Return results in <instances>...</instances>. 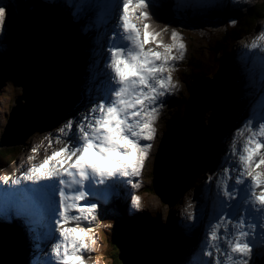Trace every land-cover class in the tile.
<instances>
[{
  "label": "snow or ice",
  "instance_id": "snow-or-ice-1",
  "mask_svg": "<svg viewBox=\"0 0 264 264\" xmlns=\"http://www.w3.org/2000/svg\"><path fill=\"white\" fill-rule=\"evenodd\" d=\"M209 6L223 5L61 0L60 7L83 35L94 32L89 81L97 83L94 93L85 90L91 95L84 112L56 130L54 139L61 146L18 176L0 177V216L24 223L33 241L30 264H86L84 254L93 250L95 238L92 227L82 224L95 221L98 203H108L117 186L140 175L164 98L177 88L172 73L185 44L169 24L155 26L153 15L164 18L169 7L179 16ZM12 10L0 0V32ZM239 60L246 116L230 134L218 174L201 186L207 198L211 181L212 195L190 264H249L254 248L264 246V31L240 49ZM131 201L140 206L139 197ZM185 213L190 223L182 226L190 232L197 216L191 204Z\"/></svg>",
  "mask_w": 264,
  "mask_h": 264
},
{
  "label": "water",
  "instance_id": "water-1",
  "mask_svg": "<svg viewBox=\"0 0 264 264\" xmlns=\"http://www.w3.org/2000/svg\"><path fill=\"white\" fill-rule=\"evenodd\" d=\"M7 28L4 42L14 53L13 82L20 92L9 107L4 142L8 147H18L39 130L62 102L66 85L70 83L66 72L69 62L64 54L68 43L64 41L66 46H63L61 33L59 37L49 19L28 10L8 18ZM59 68H64L62 78L58 76ZM213 83L205 78L201 84L209 89L192 96L186 115L173 116L167 122L155 156L153 183L156 193L168 206L176 203L201 170L206 150L200 154V144L204 146L202 141L199 143L200 124L195 125L194 116L201 123L207 105L216 100ZM102 214V221L109 218ZM114 223L119 232L117 247L122 264H167L168 237L161 226L136 222L133 227L125 228L117 219Z\"/></svg>",
  "mask_w": 264,
  "mask_h": 264
},
{
  "label": "rangeland",
  "instance_id": "rangeland-1",
  "mask_svg": "<svg viewBox=\"0 0 264 264\" xmlns=\"http://www.w3.org/2000/svg\"><path fill=\"white\" fill-rule=\"evenodd\" d=\"M198 1H203V0H198ZM214 1L216 2V5L221 4L225 8H227L226 9L227 11L223 10L219 6H209L206 8L197 9L196 12L180 14L177 17H182L181 20L177 18L176 21L171 20L170 21L171 23H169L170 29L175 28L177 32L180 33L181 42L185 44V55L182 60H179L176 62L175 70L172 73V77H173L174 82L177 85V88L174 93H172L171 95L168 96L167 99H165V103L160 110L159 119L154 125L156 129V136H155V139L151 142L152 148L150 149L147 159L144 162V166L141 169L140 175L131 177L132 183L122 185L123 188H121V191L119 194V195H123V198H122L123 204L121 202L120 206L122 207L124 217L126 219H127L126 216L137 217V218L146 217L145 219L141 218L146 223H153L154 221H157L163 225L169 226L171 232L173 233V239H171V241H172V244L175 246L173 250L174 254H170V256H172L170 264H173V263L175 264V262L177 261L176 257L180 258L178 261V264H180V261L182 259L184 260L183 264H187L188 262L186 256L180 257L181 255H183V251L187 250V247L183 242H179V240L177 239V236L179 235V231L173 230L172 227L174 228L177 224H179V220L182 219V217H180V210L182 207L179 204L183 203L184 200L186 202L194 201L196 204V208L194 209L195 211L193 210L194 215L204 216V212H202V207L199 206L202 199L199 200L197 196L200 190H203L201 186L203 185L205 181L204 179L205 175L203 173L205 172L206 169L202 171L201 178H198L197 180V177H196V181L194 185L191 187V189L185 192L184 196H182L179 199V201L174 204V206H168V204L164 203L157 194L147 193L144 190L148 188L149 186H151L152 184L153 175L151 172L153 169L155 155L157 153L158 146L161 142L164 132L167 129V122L172 117L173 114H176V113L181 114V115L184 114L183 108H184L185 102L187 101V99L189 98L191 94L190 89L179 79V77H181V74H182L181 73L182 70L180 71V68L183 67V65L190 63L193 55L201 59L202 65L206 69V71H201V72H205V73L206 72H218L222 67V62L217 56V52L215 54L213 51L214 47L216 46V41L223 36L225 31H228L231 28V26H233V24L239 20L238 18L240 16L239 17L234 16L236 15V13H238V11L236 10L237 5L233 4L231 0H228V2L231 1L229 2V5L225 2L224 3L222 2L225 0H222V1L214 0ZM245 1L248 3L247 11H249L251 7H254L256 5L261 6V4H264V0H245ZM237 3L239 4L241 8L245 9L246 7L245 3L244 5L242 4V1L237 2ZM6 4H9L12 7L13 9L12 11L14 10L16 11L17 8L14 4H12V2H7ZM205 4L215 5L212 2H205ZM212 7L215 8L214 11H213L214 8ZM257 10H259L260 12H263L260 9H257ZM240 12L242 11L240 10ZM185 17H188V18H185ZM48 19L54 25L55 22L57 21L56 20L57 16L49 17ZM248 19L249 18L247 17H243L241 22L243 21L245 22ZM260 30L264 31V20H260L256 22L255 29L253 30V32H251V34H253L256 31H260ZM7 31H8V28L4 27V30L0 32V37L2 40V42L0 40V65L4 69L3 75L0 76V140L3 139V134H4L6 124H7L8 114H9V107L12 103H14L13 99L16 98V96L20 92V87L14 84L12 77H11L12 75L11 72L14 66V57H13V52L7 48L4 42L5 37H7L8 35ZM58 36L60 37L59 31H58ZM167 39H168V36H165V40ZM232 45L233 43H230V47ZM241 47L242 46L235 45L232 49L236 48L235 52H240ZM7 52L11 53V55L10 56L6 55ZM195 61L197 62V60ZM235 67L237 70H241L240 60L236 62ZM4 82H5V85H3ZM220 91H221V88H220ZM79 96L82 99L83 104H85V99H83L84 96L81 94H79ZM244 102H245V99L243 101L236 100L234 102V104L236 103V107L238 108V111L235 114L239 115L242 112V107L244 105ZM174 104H176L175 107H173ZM179 106L181 107V109L178 108ZM218 109H219V112H221L222 109L218 106V103L216 101L212 103L210 106H208V108L206 109V113L203 116V121H202L203 124L201 125L202 131L204 134V140L206 139V141H208V147L210 151H211V148H213L214 153L217 152V149L220 144V142L218 143L216 142V140L218 138L223 139L226 137L224 131L227 128L226 127L227 125L225 126L226 122L224 120H222L221 125L218 120L216 122L217 126L215 127H220V128L208 130V126L211 127L210 125L211 121L215 117L218 118L220 116L217 112ZM64 110L67 111V104L63 105L60 111H64ZM226 114L227 116H230L231 119H233L232 109L228 110ZM66 115L67 114L63 116H66ZM59 119L63 122L66 121L65 119H63V117L62 118L59 117L58 120ZM53 126H55L56 128V123ZM53 126L49 127L48 129L39 128V130L31 136V139L25 142L22 153L19 154L16 157V159L14 157L11 158L12 156L8 154L11 152V150L6 152V148L0 147V149L4 150L6 157H8V161L9 162L12 161L8 165L7 163L5 165L3 163H0L1 170L5 169L6 171H8L11 168L15 167L17 164L19 165L23 161L22 158H26L28 156L29 149L31 147H34L35 142L36 141L39 142L41 139L40 136H43V134H45L46 132L47 134L50 133L49 137H47L46 139L49 138V140H54L55 131L53 130L52 132H50ZM211 134L215 138L213 142L209 140V136ZM211 143H213V145H211ZM33 154L34 153L32 152L31 155ZM33 157H36V156L34 155ZM197 189H200V190L197 191ZM122 191H124V193H122ZM132 196L139 197L140 206L138 208L132 204V201H131ZM157 203L162 205L161 209L163 211L159 214V216H156L155 213L153 212V208H151L152 204L153 206L154 205L157 206ZM106 210L107 209H105L104 211H98L95 221L82 224L83 227H92L94 238H95V244L93 245V250L90 253L84 254V258L87 260L88 264H111L112 262V259L109 260L108 257L105 256V253L108 249L107 248V244H108L107 236L108 235L106 233L105 227L110 228V232L113 234V231H112L113 224H109L108 227L101 224V227H103V229L99 226V222L104 215L102 213H105ZM110 214L112 215H109L108 221L113 220L114 216H116L113 212H110ZM0 220H1L0 223H2L3 225H5L4 222L8 221L7 218H2V216H0ZM22 223L23 222L20 221V226L18 228L19 234H17L18 236L16 235L17 240L20 245L22 242L20 240V237L21 238L24 237L25 232H26L25 225L24 223L23 224ZM185 223L186 222H184L183 224ZM14 224L17 225L16 222H14ZM13 231L16 232V230H13ZM23 244L21 245L22 247H23ZM262 249H264V247H262ZM26 259H28L27 253H25L23 257V261H20V264H22V262L26 264L27 263ZM256 259L257 261H255L254 264L255 263L257 264V262L259 264L261 262L260 257L256 256ZM17 264H18V261H17Z\"/></svg>",
  "mask_w": 264,
  "mask_h": 264
},
{
  "label": "trees",
  "instance_id": "trees-1",
  "mask_svg": "<svg viewBox=\"0 0 264 264\" xmlns=\"http://www.w3.org/2000/svg\"><path fill=\"white\" fill-rule=\"evenodd\" d=\"M33 3V2H32ZM37 5V4H36ZM263 12H260L259 10ZM255 12L254 10L251 11V13L247 16V18H249L248 20H246L245 22H239L238 27L237 28H230L228 31H225L223 36L218 40H222L225 38V40L230 39L232 42L236 39L241 38L244 34L241 33V31L244 33V31L246 30V26H249L255 21V20H261L264 19V4L260 5H256L255 6ZM255 19V20H254ZM231 42V43H232ZM222 43V41H221ZM197 60V62L195 61ZM76 62V61H75ZM194 64H192V66H187L183 69V74L186 75L187 78V82L189 83V85L192 88H197L199 85V78L200 76L197 77V75H200L201 73H205V72H199L201 71L200 67H204L200 61V58L195 57L194 58ZM205 68V67H204ZM207 74V73H205ZM203 75V74H202ZM217 79L219 80V83L221 84V91L220 90H216V96L218 97V104L221 108H229L232 104V102H234L235 100V95H232L231 93L234 92V88L231 85V80L229 76H226V74H222L221 76L217 77ZM56 119V116H54L50 122L51 124L53 123V121ZM49 125V124H48ZM208 145V143H207ZM11 151H14V149H11ZM7 152V151H6ZM3 154V155H2ZM10 154V153H8ZM11 155V154H10ZM8 160V157H6L5 152L3 149H0V162H4ZM146 191H148L149 193H153V187L150 186L146 189ZM115 219L119 220V217H115ZM108 221V218L103 219V225H105L104 223H108V224H115L114 220ZM123 225V224H122ZM108 227V226H107ZM124 227L126 228L127 226L124 225ZM106 233H107V239H108V246H107V251L105 253V256L108 257L109 260L112 259L111 264H122V262L119 259V250H118V245H117V238L119 235V232H114V229L112 228L113 234L110 232V228H106ZM19 248H20V254H21V247L19 244ZM19 254V255H20ZM262 257H264V255L262 254ZM11 261L9 257H7L5 252H2L0 249V264H11ZM18 261V264H20V256L19 258L15 259V262Z\"/></svg>",
  "mask_w": 264,
  "mask_h": 264
},
{
  "label": "bare ground",
  "instance_id": "bare-ground-1",
  "mask_svg": "<svg viewBox=\"0 0 264 264\" xmlns=\"http://www.w3.org/2000/svg\"><path fill=\"white\" fill-rule=\"evenodd\" d=\"M48 1V3L50 4H52V3H55V0H51V2H49V0H47ZM196 1H198V0H196ZM232 1V0H231ZM223 3L225 2V1H222ZM238 2H239V0H238ZM37 3L36 2H33V3H31V5L32 6H34V8H37V9H39V6L38 5H36ZM235 4H237V3H235ZM242 4H243V2H242ZM248 3L246 2V4L245 5H247ZM52 5H54V4H52ZM238 5V4H237ZM239 6V5H238ZM248 6V5H247ZM236 10L238 11V12H240V9H239V7L238 8H236ZM60 24V25H59ZM62 23H57V27L59 28V30H62L63 28L61 27L62 25H61ZM62 43H63V46L65 47L66 45V43H64V41H62ZM73 43V45L72 46H74L75 47V50H76V52H78L79 50H80V47L81 46H79V44L77 45L76 44V42H72ZM71 46V45H70ZM235 46V44L233 43V45L231 46V48H233ZM72 49H73V47H72ZM88 51V50H87ZM86 51V52H87ZM76 61V60H75ZM84 64H86V63H84ZM83 64V65H84ZM215 64V63H214ZM235 66V65H234ZM61 69H63V70H61ZM100 69V68H99ZM235 69H236V67H235ZM63 72H64V68H59L58 69V76L60 77V78H62V76H63ZM214 87L215 88H217V90H220V85L219 84H214ZM198 91H206V90H208L209 88L208 87H206V86H204V85H202L201 83H199V85H198V87L196 88ZM238 98L239 97H241L242 95H243V90H241V91H238ZM80 97V96H79ZM85 98V97H84ZM83 98V99H84ZM214 103V102H213ZM212 103H209L208 105H207V108H208V106H210ZM187 109H188V104L186 105V108H185V111L183 112L184 114L183 115H181V114H173V116H184V115H186L187 114ZM198 112L200 113L201 111L200 110H198ZM205 113H206V111L204 112V114H203V116L205 115ZM172 116V117H173ZM171 117V118H172ZM169 121V120H168ZM202 121H203V118H202ZM202 121H201V123H200V118L198 117V116H194V123H195V125H199V129H198V134H197V136H198V140H199V143H201V141H202V143L204 142V141H206V139L204 140V134H203V131H202V127H201V125L203 124L202 123ZM218 121V118L217 117H215L212 121H211V123H210V125H211V127H209L208 126V130H212V129H215L216 127L215 126H217V122ZM222 135V134H221ZM212 139V140H211ZM209 140L211 141V142H213L214 140H215V138L213 137V135L211 134L210 136H209ZM211 145H213V143H211ZM204 150V147H201V144H200V154H201V151H203ZM158 151V150H157ZM212 154H214V151H213V148H211V151H210ZM157 154V153H156ZM26 156H27V154H26ZM28 156H29V154H28ZM156 156V155H155ZM22 159H25V158H22ZM36 159V157H34V159L33 160H35ZM32 160V161H33ZM32 161H29V162H32ZM21 162V161H20ZM204 169H206L205 170V172L203 173L204 175H205V178L206 177H208V176H212V171H211V167L210 166H206V167H204L203 168V170ZM202 170V171H203ZM204 178V179H205ZM194 185V184H193ZM151 186L153 187V189H154V183H153V179H152V184H151ZM150 187V186H149ZM147 189V188H146ZM189 189H191V186L189 187V188H187L182 194H180L179 196H178V200L176 201V203L179 201V199L182 197V196H184V194H185V192H187ZM122 193H124V191H122ZM209 193V192H208ZM120 197L121 196H123V195H119ZM187 196V195H186ZM190 197V196H189ZM153 201V200H152ZM122 204H123V202H122ZM188 204H191V206H192V210H194L195 208H196V204H195V202L193 201V202H186L185 200H184V202L183 203H180L179 205L182 207L181 208V210H180V217H182V219L183 220H185L186 218V213H185V206L186 205H188ZM161 207H162V205L161 204H158L157 203V206H153V204L151 205V208H153V212L155 213V215L156 216H159V214L161 213V212H163L162 211V209H161ZM195 211V210H194ZM122 213H123V210H122ZM136 214V213H135ZM183 214V215H182ZM145 215H146V213H145ZM204 216H205V213H204ZM1 221V220H0ZM3 222V221H2ZM6 223V222H5ZM1 225H3L2 223H0V226ZM18 236V235H17ZM22 239V238H21ZM21 245H22V242H21ZM20 245V246H21ZM109 244H107V246H108ZM180 245V244H179ZM21 248H22V246H21ZM25 253H27L28 254V258L30 257H32L31 256V253H29L28 251H21V254L19 255L20 256V259H21V261H23V257H24V254ZM262 254L264 255V251L263 250H258L257 251V253H254L253 254V257H252V259H253V263L255 262V261H257V259H256V256H259L260 257V259H261V262L259 263V264H264V257H262ZM176 259L179 261V257L177 258L176 257ZM184 263V260L182 259L181 261H180V264H183ZM22 264H24L23 262H22ZM174 264V263H173ZM256 264V263H255ZM257 264H258V262H257Z\"/></svg>",
  "mask_w": 264,
  "mask_h": 264
},
{
  "label": "flooded vegetation",
  "instance_id": "flooded-vegetation-1",
  "mask_svg": "<svg viewBox=\"0 0 264 264\" xmlns=\"http://www.w3.org/2000/svg\"><path fill=\"white\" fill-rule=\"evenodd\" d=\"M29 238V242H28V250H29V252H31L32 250H33V248H32V244H33V242H32V239L30 238V237H28Z\"/></svg>",
  "mask_w": 264,
  "mask_h": 264
}]
</instances>
